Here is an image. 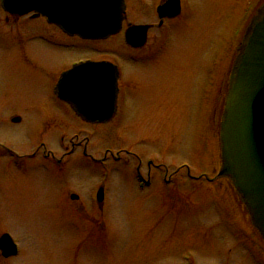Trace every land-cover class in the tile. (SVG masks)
I'll list each match as a JSON object with an SVG mask.
<instances>
[{
    "label": "rangeland",
    "instance_id": "1",
    "mask_svg": "<svg viewBox=\"0 0 264 264\" xmlns=\"http://www.w3.org/2000/svg\"><path fill=\"white\" fill-rule=\"evenodd\" d=\"M256 1L187 0L186 22L179 17L150 32L148 52L170 39L156 64L126 70L141 83L135 106L127 98L117 118L100 126L45 102V74L89 53L128 65L132 51L122 31L87 49L41 19L5 21L0 10V234L8 232L18 246L16 256L0 255V264H264V244L231 182L192 179L185 167L213 176L221 165L219 114L230 57ZM128 3L126 23L154 19L149 0ZM171 22H177L172 30ZM17 37L24 46L11 40ZM213 108L216 122L204 140ZM14 114L19 122L9 119ZM145 132L134 145L138 151H148L169 173L185 166L168 184L158 176L138 190L129 151L132 134ZM74 135L89 138L100 164L85 161L80 148L66 154ZM101 185L99 205L94 194Z\"/></svg>",
    "mask_w": 264,
    "mask_h": 264
},
{
    "label": "water",
    "instance_id": "2",
    "mask_svg": "<svg viewBox=\"0 0 264 264\" xmlns=\"http://www.w3.org/2000/svg\"><path fill=\"white\" fill-rule=\"evenodd\" d=\"M1 6L11 13H41L68 34L85 38L119 31L125 9L124 0H1ZM124 35L128 44L141 45L146 25H130ZM117 78L118 69L110 62H80L61 73L55 91L81 118L104 122L116 111ZM228 84L217 176L229 178L264 241V2L244 29ZM102 198L100 187L97 199ZM0 250L5 257L17 252L6 232L0 235Z\"/></svg>",
    "mask_w": 264,
    "mask_h": 264
},
{
    "label": "flooded vegetation",
    "instance_id": "3",
    "mask_svg": "<svg viewBox=\"0 0 264 264\" xmlns=\"http://www.w3.org/2000/svg\"><path fill=\"white\" fill-rule=\"evenodd\" d=\"M263 2H264V0H257L255 2V4L253 5L252 10L250 11L249 14H252V13L254 14L256 12L257 8ZM128 4H129L128 0H125V11H124V18L122 21L121 29L117 33L110 35L107 38L100 39V37L99 38H81L78 35H70V34L66 33L65 31H63L57 24H55L53 22H49L47 20L46 16L42 15L41 13H37L35 11H31V12L25 13V14L11 13V12L5 10L1 6V0H0V10L4 13L3 20L7 21L8 18L18 19L19 17L25 16V15H28L32 19H41L45 22L46 25H49V26L51 25L52 27L56 28L62 34V36L67 37V38L74 37L76 39H79L81 42L84 43V45L87 47V49L90 46H95L94 43H98V42L100 43V41L108 40V39H110V37L115 36L116 34L120 33L121 31L123 33V38H124V30L126 27H128L130 25H146L145 40L143 41V43L141 45L127 44L124 41L125 44L127 45V47L129 48V50L132 51V53L129 54L128 59L126 61V62H128V65H126V63H122L120 61V59H119V61L118 60H111V59L100 57V56L99 57L98 56H92L89 53L88 55L76 58L75 60L71 61L67 66H65L64 68H61L55 72L54 71H48L45 74V77L47 80L46 91L44 93V97H47V99H45V102H47V103L52 102L55 105H57L58 107L68 108L75 117L80 119V121H82L84 124L90 125V126H100L102 124H107V123L115 120L118 116V112L120 110L119 108H120L121 103L124 102V104H126L125 102H126L127 98H129V100L131 99V102H130L131 105L135 106L136 103H134V102L136 101V98L139 97L140 93L142 92L141 83L138 80V78H136L135 76H133V74H131V72L127 75L126 70L127 69L129 70V68H133V69L134 68H142V69L143 68H149L151 65L156 64V62L158 61V58L160 57L158 55H160L161 51H163V48H164L163 44L168 43L170 39L168 40V38L167 39L164 38L163 41H161V42H163L161 45L155 46V47H159V48H157L155 50L151 49L150 52H148L149 49H144V48H146V45L149 41L148 39L150 36V32L153 29L162 30L165 26L168 25L169 21H177L179 19V17H182L181 19H183L184 21L188 20V12L189 11H188L187 5H189V4L187 3V0H149V7H150L149 13H151V15L153 16L154 19L150 20V21H145V22H127L126 23L125 20H126V13H127ZM180 22H178V23H180ZM176 24H177V22L169 25L171 30L173 29L172 27H174ZM179 26H177V28ZM33 36L35 37V39L41 38V32L39 31V29L35 30V32L33 33ZM56 39L57 38H53V39H49L48 37L43 38V40L48 42V44L50 46L60 47L61 46L59 43L60 41L56 40ZM11 40L20 46L21 45L24 46V44H22L24 41L20 37H17L15 39L12 38ZM140 50H145V51L143 53H139ZM89 52H90V50H89ZM23 60L28 62L29 66L31 68H35L36 63H34L33 60H30V59L26 60L25 57L23 58ZM88 61H90V62L108 61V62L114 64L118 69V78H117L118 91H117V97H116V111H115V113L111 119L104 121V122L103 121L100 122V120L89 121V120H85V119L81 118L79 115H77L75 113V111L72 109L71 105L68 102L61 99L55 91V84H56L57 79L60 76V73L62 71L70 68L72 65H74L78 62H88ZM211 63L213 64V60L211 61ZM211 63H209V67L207 69L208 70L207 75L211 74L210 72H212L211 71V67H212ZM232 63H233V58L231 55L230 64H229V73H230V70L232 68ZM207 65H208V63H207ZM228 80H229V74H228V78L226 80L225 95H226L227 90H228ZM144 90L146 93L145 95L149 94L148 93V87H145ZM123 92L124 93L126 92V98L123 97ZM224 99H225V96H224L223 101H222V108L224 105ZM221 112H222V110H221ZM221 112L219 114V120H220ZM14 118H18V120L14 121ZM9 119L13 122H19L20 116L18 114H14V115L10 116ZM130 122H131V120H130ZM215 122H216L215 109L213 108L212 109L211 124H210V126L206 132H204V131L202 132L204 140H207L208 133L212 131L211 127L215 124ZM135 123H136L135 121L131 122V128L132 129H133V125H135ZM145 135H146V132L143 136L141 134H132V141H131L132 150L129 151L130 155L135 160L133 170H134V174H135L134 176H135L136 185H137L138 190H143L144 188L152 186L154 184V181H156L158 176L160 178V181L163 184H168V182L172 181V179H173L172 175L175 172H177L181 167L185 166L182 164L183 166L180 165L174 171L169 173L168 168L163 163L160 162V163L155 164L153 162L154 159L149 155L148 151H144V152L138 151L134 145H135V143L141 142V139ZM61 137H62L61 138V140H62L63 136H61ZM73 138L70 139L71 147L69 150L66 151V154L71 155V154L75 153L77 148H80V154L82 157L85 158V161L89 162V164H91L92 162H96V163L100 164V158L94 157L93 154L89 151V148H88L89 138L87 136L82 137L81 139H78V136L74 135ZM120 151H123V149H119L117 151L116 160H120V158H121L120 157ZM36 153H37V149L34 150L31 153V155H35ZM49 154L54 158L53 154H51L50 152L47 153V152L43 151L44 156L47 157ZM185 167H186V173H187L188 177H190L192 179H206L207 181L214 182L218 178L224 177L227 180H229V178L225 177V176H219L218 177L217 172L213 176H210V174L206 173V172H203V173L195 176V175H192L190 173V168H188L187 166H185ZM98 187H97V189H98ZM96 191L97 190H95V194H94L95 200H96ZM236 194H237V192H236ZM72 195H76V194L70 193L71 199H77L78 198L77 195L74 198L72 197ZM237 196H238V194H237ZM104 197H105V192H103V198H102V201L99 202V205H101V203L103 202ZM239 200L247 212V209H246L245 205L243 204V202L241 201L240 198H239ZM216 208H220V204H218V206H216ZM261 240H262V238H261ZM262 242H263V240H262ZM263 244H264V242H263ZM17 254H18V252H17ZM0 255H1V252H0ZM16 255L9 256V257H4L1 255V257L4 259H8V258L14 257Z\"/></svg>",
    "mask_w": 264,
    "mask_h": 264
}]
</instances>
